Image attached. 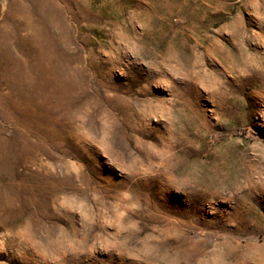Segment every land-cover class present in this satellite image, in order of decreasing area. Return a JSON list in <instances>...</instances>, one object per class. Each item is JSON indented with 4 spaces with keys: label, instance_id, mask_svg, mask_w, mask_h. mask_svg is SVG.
<instances>
[{
    "label": "rangeland",
    "instance_id": "obj_1",
    "mask_svg": "<svg viewBox=\"0 0 264 264\" xmlns=\"http://www.w3.org/2000/svg\"><path fill=\"white\" fill-rule=\"evenodd\" d=\"M0 264H264V0H0Z\"/></svg>",
    "mask_w": 264,
    "mask_h": 264
}]
</instances>
